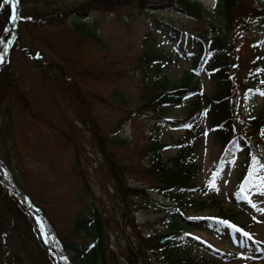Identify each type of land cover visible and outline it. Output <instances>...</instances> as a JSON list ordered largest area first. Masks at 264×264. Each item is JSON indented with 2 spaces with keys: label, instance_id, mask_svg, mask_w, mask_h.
I'll return each mask as SVG.
<instances>
[{
  "label": "rangeland",
  "instance_id": "obj_1",
  "mask_svg": "<svg viewBox=\"0 0 264 264\" xmlns=\"http://www.w3.org/2000/svg\"><path fill=\"white\" fill-rule=\"evenodd\" d=\"M80 1L84 0H21L25 13H31L33 7L51 8L45 21L33 23L21 22L19 0L20 19L15 26L9 18L11 5L8 11V5L0 7V29L15 32L13 45L1 55L4 62L10 56L6 71H13L17 84L13 89L11 75L0 73V83L7 82L10 88L0 98V193L8 192L0 202V234L6 233L3 243L0 241V264L4 260L5 264H38L24 246L27 225L28 236L31 231L43 243L50 263L58 264L45 232L12 183L29 196L54 234L72 240L79 238L70 233L75 216L96 207L106 218L104 239L114 254L106 252V264H128L121 254L127 244L136 249L138 236L126 224L129 219L123 214L124 203L117 198L108 161L119 165L117 175L124 182L151 183L144 171L149 146L154 138L165 143L162 160L175 153L177 147L172 142L183 132L187 105H165L159 117H149L146 113L151 111L143 107L145 97L155 90H169L181 80L197 87L201 100L216 87L205 63L193 73L190 58L178 49L174 36L156 23L160 18L192 32L209 23L221 25L218 0H196L203 8L200 17L163 0L152 1L154 5L142 10L126 4L114 10L87 8L86 15L80 16ZM259 1L264 5V0ZM56 7L66 11L58 19L53 14ZM11 32L0 31V35L6 41ZM224 35L235 42L236 76L241 78L257 42L264 52V21ZM31 56L38 58L31 60ZM260 92H264V83L240 89L242 115L262 112L264 95ZM191 98L188 93L184 100L187 103ZM205 112L206 106L199 118L202 133L194 148L199 166L193 179L197 188L185 191L182 214L170 208L168 197L153 188L152 201L133 198L134 223L142 236L164 232L171 222L167 214L174 210L179 228L165 238L174 248H182L189 264H253L250 253L261 246L257 237L264 236V162L252 153L246 168L239 140L221 154ZM95 127L114 141L106 142L105 155L98 148ZM249 136L264 154L261 130H249ZM214 177L216 187L210 188ZM197 237L215 250L201 246ZM144 249L145 259L159 263L150 246ZM63 250L69 251L66 264H75L78 256L74 251L69 247Z\"/></svg>",
  "mask_w": 264,
  "mask_h": 264
},
{
  "label": "trees",
  "instance_id": "obj_2",
  "mask_svg": "<svg viewBox=\"0 0 264 264\" xmlns=\"http://www.w3.org/2000/svg\"><path fill=\"white\" fill-rule=\"evenodd\" d=\"M152 1L160 3L162 0H84L80 1L77 13L81 16L86 15L87 8H100L102 10H114L121 4L130 5L139 10L148 7ZM167 5L178 7L186 13L200 17L203 14V8L196 0H163ZM20 10L22 21H31L33 23L41 22L46 19L48 10L51 8L33 7L31 13H25L20 0ZM32 7V6H30ZM53 12L54 18L58 19L66 13L63 8L56 7ZM53 9V10H54ZM8 11V8H7ZM217 11L222 16L221 25L209 23L197 28V31H186L183 27L175 25L170 21H163L157 18L156 26L166 30L175 38V43L178 49L190 58L191 69L195 73L201 63H205L207 70L213 75L215 81L214 93L208 97L204 96L201 100V95L197 87L189 85L186 81L181 80L178 84L169 90H155L143 100L145 110H150L151 114L146 113L149 117H159L164 111L165 105L186 104V114L182 118L183 132L173 140V144L177 149L175 153L166 158L161 159V148L165 143L154 138L150 144L151 153L149 154V162L144 168L146 176L149 177L151 183H126L123 177H119L118 164L114 161H108V170L114 180V189L117 198L124 203L123 214L129 220L126 224H130L134 234L137 233L138 245L136 249H132L127 244L124 248L123 255L128 264H189L187 259L181 252L182 248H174L173 245L165 237L168 233H172L179 228L178 220L174 210L170 211L167 216L171 221L166 231L142 236L138 234L136 223H134V197L142 198L147 202L152 201L151 189H156L159 193L168 197L169 206L179 214H182L185 208L186 199L185 191H194L197 187L193 183L194 176L199 169L195 162V143L197 138L202 133V128L199 123V118L203 112V107L206 106L209 115V122L213 128L215 137L222 147V153L229 151L234 142L239 140L242 144L243 165L248 168L251 160V154L254 153L257 160L264 162V154L256 148L255 141L250 138L249 130L264 129V108L257 116L243 114L238 108V100L240 98V89L246 85L262 84L264 81V52L262 47L257 42L258 46L254 49L253 54L246 63L245 75L241 78L236 76L237 67V51L235 42L231 38L234 29H248L253 22L264 21V5L259 0H218ZM45 21V20H44ZM80 25L82 20H78ZM76 25L77 22H76ZM1 26V25H0ZM3 32V27L0 29ZM229 33L225 36L224 33ZM3 36V35H2ZM16 46V45H15ZM15 46L11 49H15ZM10 51V52H11ZM155 53V50L152 51ZM10 54V53H9ZM38 56H31V60H37ZM10 65V56L0 65V73L10 74L12 81L9 83L16 88V80L13 71L8 70ZM38 66V63H37ZM3 81V80H2ZM8 83H0V98L10 91L7 88ZM191 93L192 98L189 102H185V96ZM151 106V108H149ZM118 126V124H117ZM93 131L100 152L105 155L104 147L106 142H112L109 137L100 134L99 131ZM117 130V128H116ZM104 136V137H103ZM246 144V145H245ZM204 191V186L201 187ZM8 192L0 193V202L3 201ZM8 205V201H5ZM145 205V204H144ZM85 214L80 212L72 221L70 233L78 236L77 240L60 236L56 233L61 245L69 247L78 256L75 264H90L96 261L98 264H106V252L112 251L107 248V242L104 239V228L106 226V218L96 208L86 209ZM19 220L18 214L15 217ZM27 225L24 229L27 231L24 239V246L34 262L38 264H51L48 256L44 251L43 243L29 231L28 236ZM6 233L0 234V241L5 239ZM140 243V244H139ZM150 246L155 251L159 263H154L149 259H145L144 247ZM107 250V251H106ZM5 250V254L7 253ZM117 261V260H115ZM7 261L4 260L5 264Z\"/></svg>",
  "mask_w": 264,
  "mask_h": 264
},
{
  "label": "bare ground",
  "instance_id": "obj_3",
  "mask_svg": "<svg viewBox=\"0 0 264 264\" xmlns=\"http://www.w3.org/2000/svg\"><path fill=\"white\" fill-rule=\"evenodd\" d=\"M3 53H4V51H2L0 53V55L3 54ZM4 180L6 181L7 185H9L10 179L5 177ZM220 191H222V190L220 189ZM27 203H28V205L30 207L29 202H27ZM41 222L44 225V222L42 220H41ZM43 231L45 233H47V235H45V240H46L50 250L56 255L58 264H66V259H67V256L69 255V251H65L62 248H59V247H57L55 245L54 238L50 234L51 233V229H50V227L48 225H47V229H44ZM204 237H206V236L204 235ZM211 237H213V236H211ZM257 239L260 241V245L261 246H257V249H255L254 252H251L250 255H251V257H252V259L254 261L253 264H264V257H261L262 255H264V236L261 235V236L257 237ZM196 241L199 242L201 244V246L203 245L204 247H207V248L215 250V248L212 247V245L207 240H205V239H203L201 237H197Z\"/></svg>",
  "mask_w": 264,
  "mask_h": 264
},
{
  "label": "snow or ice",
  "instance_id": "obj_4",
  "mask_svg": "<svg viewBox=\"0 0 264 264\" xmlns=\"http://www.w3.org/2000/svg\"><path fill=\"white\" fill-rule=\"evenodd\" d=\"M19 4V0H3V3L0 4V7H3L4 5H11V14H10V21L13 24V26H15V23L18 19H20L19 13H18V9H17V5ZM4 33H9L11 32V29L5 28ZM0 45H4V52L6 53L7 51V45L5 42V39L2 35H0ZM4 62V55H0V63ZM261 83H264V81H261ZM261 95H264V92H260ZM204 115H207V112L204 113ZM261 135L264 136V129L261 130ZM218 175V174H217ZM208 187L210 188H215L216 187V183H215V177L213 179H211L209 181ZM212 219H216V218H212ZM221 224L224 225H228L229 222L228 221H218ZM40 228L43 229L44 225L41 222L39 224ZM231 227L235 228V225H231ZM45 235H47V233H45ZM245 236H248L247 233H245Z\"/></svg>",
  "mask_w": 264,
  "mask_h": 264
},
{
  "label": "water",
  "instance_id": "obj_5",
  "mask_svg": "<svg viewBox=\"0 0 264 264\" xmlns=\"http://www.w3.org/2000/svg\"><path fill=\"white\" fill-rule=\"evenodd\" d=\"M22 194H24V193L22 192ZM24 196L26 197L25 194H24ZM55 244L57 245V247H60V244L58 242H55Z\"/></svg>",
  "mask_w": 264,
  "mask_h": 264
}]
</instances>
